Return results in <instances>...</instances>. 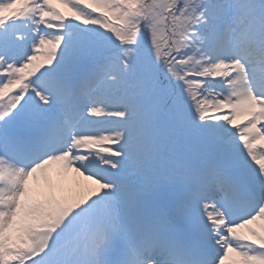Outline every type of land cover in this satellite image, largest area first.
<instances>
[{
  "label": "snow or ice",
  "instance_id": "obj_1",
  "mask_svg": "<svg viewBox=\"0 0 264 264\" xmlns=\"http://www.w3.org/2000/svg\"><path fill=\"white\" fill-rule=\"evenodd\" d=\"M0 264H264V0H0Z\"/></svg>",
  "mask_w": 264,
  "mask_h": 264
},
{
  "label": "rangeland",
  "instance_id": "obj_2",
  "mask_svg": "<svg viewBox=\"0 0 264 264\" xmlns=\"http://www.w3.org/2000/svg\"><path fill=\"white\" fill-rule=\"evenodd\" d=\"M74 174H70V180L72 179V176H73ZM80 180H81V182L82 183H84V184H89L90 182H87V181H83L82 180V178H79ZM94 187V186H93Z\"/></svg>",
  "mask_w": 264,
  "mask_h": 264
}]
</instances>
